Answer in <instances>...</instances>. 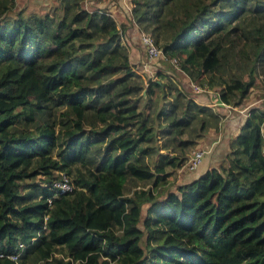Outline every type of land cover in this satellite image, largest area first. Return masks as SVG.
Listing matches in <instances>:
<instances>
[{"label":"trees","instance_id":"trees-1","mask_svg":"<svg viewBox=\"0 0 264 264\" xmlns=\"http://www.w3.org/2000/svg\"><path fill=\"white\" fill-rule=\"evenodd\" d=\"M15 1L0 0V264H149L146 222L169 227L182 264H264V105L223 159L169 190L220 112L163 71L144 83L106 7L24 15ZM130 2L219 108L264 87V0Z\"/></svg>","mask_w":264,"mask_h":264},{"label":"rangeland","instance_id":"rangeland-1","mask_svg":"<svg viewBox=\"0 0 264 264\" xmlns=\"http://www.w3.org/2000/svg\"><path fill=\"white\" fill-rule=\"evenodd\" d=\"M55 5L58 6L57 0H16L14 8L15 11H22L24 15H27L29 13L42 14L44 12L51 11ZM120 24L121 28L123 27V25H127L125 23ZM137 36L138 32L135 34L136 39L133 44H129L128 41H126V36H124V41L129 48L131 63L133 64V67L137 71V73L140 74V77L142 78L144 83L147 82L146 80L149 77H151L152 79L156 78V74L158 71H163L166 74H169L170 77L178 81L183 89L188 92L190 97L195 100V102L213 106L218 113L220 112L219 114H221L222 116L219 125L221 129L218 128L220 132H218V134L220 135H217L213 131V129L209 130L196 147L198 149L206 150V147L210 146V144L216 140L219 141L217 146L218 149L216 148L210 158L207 157V155L209 154H204L201 164L196 169L192 170L185 165L179 170L177 169L176 171H174V173H172V176L169 177L170 184L168 187L169 190H174L177 184L187 182L190 177L193 178L202 173L208 167V165L206 164L208 159L209 165H216L219 160L223 159L228 141L230 140L231 136L239 131L238 129L242 124L243 119L245 118L244 114H247L252 107L259 106L260 104L264 105V87H259V85L261 86L262 82L260 83L259 80H257L256 83L258 82V85H254L250 89L248 94L244 96L239 105H222L223 109H221L219 108V105L217 103V101L219 100V88L208 90L204 89L203 86H199L196 82L189 81V79L182 72H180L177 66V62L174 58L171 59V62L167 61L164 55L155 59H147V56L145 55V52L142 48V45L139 43ZM134 56L137 57V59H134ZM138 57L141 59V61H139ZM142 61L146 64H143ZM196 86L198 87L197 92L195 91ZM214 91L217 92V94H215ZM216 95H218V97H216ZM223 128L225 129L222 135ZM228 136L229 138H227ZM157 137L159 142H161L163 139V134L162 132H160V130L157 133ZM126 191L129 192L128 194L131 193V191H129L128 189ZM145 209L146 208H144L143 210L142 221L140 224V226L143 228V221L147 216V213H145ZM168 228L169 227L164 223H145L148 246L152 252L148 257L147 262H149V264H182L184 262L178 255L168 249V246L170 244L176 242V240L172 238L171 234L168 232ZM162 230H164V232L162 233L163 235L158 237L157 241H153V238L155 239L158 233L162 232ZM242 264H247V262L244 261Z\"/></svg>","mask_w":264,"mask_h":264},{"label":"crops","instance_id":"crops-1","mask_svg":"<svg viewBox=\"0 0 264 264\" xmlns=\"http://www.w3.org/2000/svg\"><path fill=\"white\" fill-rule=\"evenodd\" d=\"M86 2H87V4H86ZM83 4L87 9H96V8H100V7H106L107 10L111 13V15L114 17V19L116 20V22L118 24H120V23L127 24L124 36H126L125 37L126 41H128L129 44H133L135 42V39H136L135 34L138 32V36H137L138 38L137 39L139 40V43L142 45V48L145 52V55L147 56V59H152V58L155 59V58H158L160 56H163L162 54H160L159 56H156V57H149L147 55L145 47L141 41L142 31L138 28L137 24L135 23V21L132 17V11H131L132 4H131L130 0H84ZM129 56H130V54H129ZM134 59H137V57L134 56ZM138 59H139V61H141V59L139 57H138ZM143 64H146V63L143 62ZM184 75L186 76V74H184ZM189 81H190V79H189ZM195 91L197 92V90H195ZM244 116H245V114H244ZM218 143H219V141L215 140L214 142H212L210 144V146L206 147V150H205L206 153L205 154L206 155L209 154V155H207L208 158L212 156V153L216 150V148L218 149V147H217ZM200 164L201 163H198L197 166L195 167V169ZM206 164L208 165V161Z\"/></svg>","mask_w":264,"mask_h":264},{"label":"built area","instance_id":"built-area-1","mask_svg":"<svg viewBox=\"0 0 264 264\" xmlns=\"http://www.w3.org/2000/svg\"><path fill=\"white\" fill-rule=\"evenodd\" d=\"M141 41L149 57H156L162 54L161 49L158 46H156V44L153 41V38L149 33L142 32ZM195 90H198L197 86L195 87ZM202 152H203L202 150L194 151L188 158L186 166L190 169L195 168L200 161V158L203 154ZM59 174L61 177L55 181L57 188L62 192L71 190L72 189L71 179L67 176V174L64 171H59ZM11 258L17 259V255H11Z\"/></svg>","mask_w":264,"mask_h":264},{"label":"clouds","instance_id":"clouds-1","mask_svg":"<svg viewBox=\"0 0 264 264\" xmlns=\"http://www.w3.org/2000/svg\"><path fill=\"white\" fill-rule=\"evenodd\" d=\"M143 32V31H142ZM124 39V38H123ZM163 55V54H162Z\"/></svg>","mask_w":264,"mask_h":264}]
</instances>
